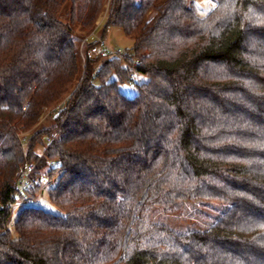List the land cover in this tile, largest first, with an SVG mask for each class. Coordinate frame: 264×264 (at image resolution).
<instances>
[{"label": "trees", "instance_id": "obj_1", "mask_svg": "<svg viewBox=\"0 0 264 264\" xmlns=\"http://www.w3.org/2000/svg\"><path fill=\"white\" fill-rule=\"evenodd\" d=\"M211 1L0 0V264H264V0ZM103 16L133 48L82 72ZM32 163L25 201L48 183L62 214L13 218ZM192 201L230 206L201 230L157 219Z\"/></svg>", "mask_w": 264, "mask_h": 264}, {"label": "rangeland", "instance_id": "obj_2", "mask_svg": "<svg viewBox=\"0 0 264 264\" xmlns=\"http://www.w3.org/2000/svg\"><path fill=\"white\" fill-rule=\"evenodd\" d=\"M196 5L200 9L202 15H206L213 8L214 3L211 0H195ZM104 16L100 19L97 28L85 37L79 30L80 36L83 39L77 42L79 50V66L80 71H84L85 65L89 56L97 59L95 65L97 68L101 67L104 61L107 60V55L110 57L120 54L129 53L133 48V40L126 36L122 28L112 27L106 32L103 30ZM120 50V51H119ZM136 81H143L144 77L141 75L136 76ZM120 90L128 97L137 95V90L129 83L119 85ZM54 111H46L43 116L42 124L47 125L50 123ZM31 137V133L21 134V138ZM24 140V139H23ZM26 141H24L25 143ZM27 150V143L24 144ZM41 153V150L38 151ZM49 184H44V191L37 197V202L22 201L20 199L13 205V218L17 217L18 210L24 205H39L44 209L51 211L55 214H62V211L54 206L49 199L48 191ZM228 203H202V202H186L176 206L172 212H158L157 219L167 223L169 226L179 232H188L189 230H201L211 226L229 207Z\"/></svg>", "mask_w": 264, "mask_h": 264}, {"label": "built area", "instance_id": "obj_3", "mask_svg": "<svg viewBox=\"0 0 264 264\" xmlns=\"http://www.w3.org/2000/svg\"><path fill=\"white\" fill-rule=\"evenodd\" d=\"M36 171V165L26 164L18 173L17 176V189L14 195L16 200L22 199L25 201L28 199L29 193L32 191V188L38 183V180L34 178ZM45 178L41 177V181H44Z\"/></svg>", "mask_w": 264, "mask_h": 264}, {"label": "snow or ice", "instance_id": "obj_4", "mask_svg": "<svg viewBox=\"0 0 264 264\" xmlns=\"http://www.w3.org/2000/svg\"><path fill=\"white\" fill-rule=\"evenodd\" d=\"M213 7H215V5H213Z\"/></svg>", "mask_w": 264, "mask_h": 264}]
</instances>
